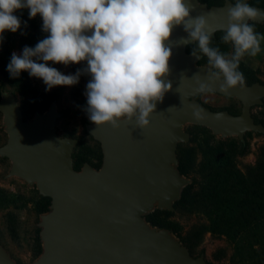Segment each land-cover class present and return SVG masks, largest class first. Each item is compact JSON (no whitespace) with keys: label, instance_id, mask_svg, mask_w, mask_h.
<instances>
[{"label":"water","instance_id":"95a60500","mask_svg":"<svg viewBox=\"0 0 264 264\" xmlns=\"http://www.w3.org/2000/svg\"><path fill=\"white\" fill-rule=\"evenodd\" d=\"M186 2L192 17L206 15L210 29L215 30L212 38L227 26V8L235 3ZM246 2L264 11V6ZM187 38L182 24L173 29L167 42L172 55L166 78L172 88L157 102L147 127H138L135 117L120 121L118 128L86 123L87 131L102 146L103 163L98 169L88 162L80 170L75 168L77 140L57 134L60 113L56 103L26 120L15 96L3 92L0 110L9 138L0 146V156L12 160L10 175L30 185L36 183L40 193L52 200L50 210L41 216L42 252L32 264H210L204 255L195 257L170 229L153 226L146 215L157 208L174 210V203L191 183L178 169V145L190 140L183 128L186 123L205 125L215 134L237 135L241 140L249 130L264 133V123L252 115V107L264 103V83L222 91V80L208 79L215 70L199 63L202 54L197 59L187 50L189 44L183 41ZM82 75L89 82L90 75ZM198 79L213 92L241 100V113L203 104L197 99L202 94L197 90ZM0 264H19L1 242Z\"/></svg>","mask_w":264,"mask_h":264},{"label":"clouds","instance_id":"9594fccd","mask_svg":"<svg viewBox=\"0 0 264 264\" xmlns=\"http://www.w3.org/2000/svg\"><path fill=\"white\" fill-rule=\"evenodd\" d=\"M25 8L29 18L39 14L48 35L34 47L25 46L21 54L13 52L8 72L15 78L27 71L43 80L46 91L75 85L82 74L90 75L85 110L96 126L118 128L120 121L134 117L140 128L150 124L157 102L172 88L166 79L172 55L167 42L176 26L182 24L188 33L185 44L196 42L191 54L207 57L215 70L208 79L222 80L219 87L225 92L245 85L240 62L246 55L257 56L264 41V34L249 23L264 20V11L246 0L227 8V26L219 29L222 42L232 45L230 54L210 46L215 30L206 15H190L186 0H0V43L6 30L15 33L21 28L15 13ZM48 62H86V67L64 74ZM197 83L199 92L212 91L206 82Z\"/></svg>","mask_w":264,"mask_h":264},{"label":"rangeland","instance_id":"374dc122","mask_svg":"<svg viewBox=\"0 0 264 264\" xmlns=\"http://www.w3.org/2000/svg\"><path fill=\"white\" fill-rule=\"evenodd\" d=\"M15 14L21 19V28L15 33L6 30L3 34L4 39L0 43V102L3 100L4 91L12 93L26 120L34 119L37 113H45L53 103H56L60 113L56 124L57 134L60 137H72L77 140L73 150L75 168L77 162L81 163L78 170L86 162L97 169L100 168L103 163L101 143L86 129V123L92 122L85 110L87 107L85 92L88 81L83 75L75 85L54 86L46 91L43 80L30 77L27 71H22L19 77L15 78L8 72L7 65L13 52L21 54L25 46L34 47L38 41L48 35L42 30L43 21L39 14L35 18H29L26 8L17 10ZM250 23L255 25L258 33L264 34V23ZM223 34L222 32L218 37L219 41H222ZM227 46L225 54H230L233 50L232 45L227 43ZM261 49L262 51L257 56L246 55L240 62L239 70L245 76V83L251 84L256 81L264 83V41L261 42ZM48 63L49 66L56 67L64 74H75L78 69L86 67V62L67 66L62 63ZM197 99L214 110H228L232 114H240L242 111V102L236 97L208 91L199 95ZM252 115L256 122L264 123V103L253 106ZM183 128L190 134V140L180 142L177 152L180 145L184 148L195 149V168L189 177L191 183L194 181L193 177L202 178L200 170L214 150L223 147L231 151L233 140H240L237 135L225 137L215 134L205 125L186 123ZM8 138L4 115L0 110V146L5 145ZM245 141L248 147L246 153L236 152L233 158L236 165L244 173L249 174L250 169L262 157L264 133L249 130L245 133ZM222 155L218 154L217 158ZM82 159H84L83 162ZM12 164L10 158L0 156V242L14 261L19 264H32L40 257L38 238L41 239L42 229V213L40 212L42 194L36 183L30 185L26 179L18 175H10ZM173 211V218L183 226V234L195 243L193 252H191L195 257L204 255L210 264L239 262L240 258L235 255L232 240L226 234L210 229L211 218L207 212L176 207ZM201 230L204 232L199 239Z\"/></svg>","mask_w":264,"mask_h":264},{"label":"trees","instance_id":"16d2710c","mask_svg":"<svg viewBox=\"0 0 264 264\" xmlns=\"http://www.w3.org/2000/svg\"><path fill=\"white\" fill-rule=\"evenodd\" d=\"M212 5H221L225 0H201ZM236 2V0H232ZM250 3L264 6V0H249ZM223 31H218L212 38L211 47H218L226 53L227 43L219 41ZM197 47L196 42L187 46L191 52ZM200 64H207L203 56ZM232 152L219 147L200 170L202 178L193 177L194 181L182 191L181 197L174 203L176 208L203 210L211 218L210 229L226 234L234 243L235 255L240 260L235 264H264V150L257 164L244 173L233 158L234 154L246 153L248 147L245 140H233ZM223 154L217 158L218 154ZM178 169L181 174L190 177L195 168V149L179 146ZM84 159H82L83 162ZM81 163H76L79 169ZM51 198L41 195L40 212L50 210ZM174 211L155 209L146 215V219L159 228H168L176 234L193 252L195 243L183 234V226L174 218ZM204 230L200 231L201 239ZM39 239L38 252H42V241Z\"/></svg>","mask_w":264,"mask_h":264},{"label":"flooded vegetation","instance_id":"af4514ba","mask_svg":"<svg viewBox=\"0 0 264 264\" xmlns=\"http://www.w3.org/2000/svg\"><path fill=\"white\" fill-rule=\"evenodd\" d=\"M253 108V107H252Z\"/></svg>","mask_w":264,"mask_h":264}]
</instances>
